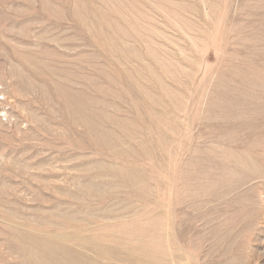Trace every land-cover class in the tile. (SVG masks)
I'll use <instances>...</instances> for the list:
<instances>
[{"label": "rangeland", "instance_id": "374dc122", "mask_svg": "<svg viewBox=\"0 0 264 264\" xmlns=\"http://www.w3.org/2000/svg\"><path fill=\"white\" fill-rule=\"evenodd\" d=\"M0 264H264V0H0Z\"/></svg>", "mask_w": 264, "mask_h": 264}]
</instances>
